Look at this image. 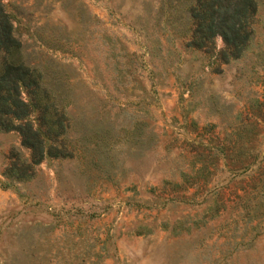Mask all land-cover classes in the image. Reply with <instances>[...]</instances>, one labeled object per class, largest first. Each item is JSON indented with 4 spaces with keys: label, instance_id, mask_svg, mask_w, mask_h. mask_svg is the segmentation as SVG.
Wrapping results in <instances>:
<instances>
[{
    "label": "rangeland",
    "instance_id": "rangeland-1",
    "mask_svg": "<svg viewBox=\"0 0 264 264\" xmlns=\"http://www.w3.org/2000/svg\"><path fill=\"white\" fill-rule=\"evenodd\" d=\"M193 1L0 0L72 152L18 178L0 129V264H264V0L227 60Z\"/></svg>",
    "mask_w": 264,
    "mask_h": 264
},
{
    "label": "trees",
    "instance_id": "trees-1",
    "mask_svg": "<svg viewBox=\"0 0 264 264\" xmlns=\"http://www.w3.org/2000/svg\"><path fill=\"white\" fill-rule=\"evenodd\" d=\"M256 8V0H194L189 8L192 26L187 43L213 53L214 36L220 34L226 43L220 56L225 60L239 56L253 32ZM11 17L0 3V129L17 130L30 149L28 160L13 150L16 159L8 168L10 174L28 178L45 152L54 156L72 153L65 135L69 122L64 108L58 107L43 85L40 69L15 57L21 41Z\"/></svg>",
    "mask_w": 264,
    "mask_h": 264
}]
</instances>
